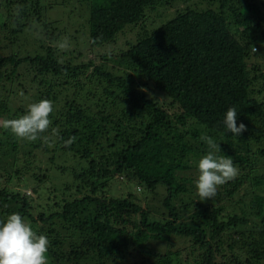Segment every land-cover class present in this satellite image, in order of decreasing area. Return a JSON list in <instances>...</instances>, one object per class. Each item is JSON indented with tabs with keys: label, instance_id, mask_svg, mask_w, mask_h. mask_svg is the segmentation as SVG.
<instances>
[{
	"label": "trees",
	"instance_id": "16d2710c",
	"mask_svg": "<svg viewBox=\"0 0 264 264\" xmlns=\"http://www.w3.org/2000/svg\"><path fill=\"white\" fill-rule=\"evenodd\" d=\"M62 1L0 0V120L53 102L48 141L0 128V221L19 213L46 235L48 264H264V71L248 63L264 0H73L68 23L50 15ZM81 9L86 51H62ZM230 106L239 137L225 132ZM200 132L238 167L203 201L179 176L209 151Z\"/></svg>",
	"mask_w": 264,
	"mask_h": 264
},
{
	"label": "clouds",
	"instance_id": "9594fccd",
	"mask_svg": "<svg viewBox=\"0 0 264 264\" xmlns=\"http://www.w3.org/2000/svg\"><path fill=\"white\" fill-rule=\"evenodd\" d=\"M56 46L62 51L69 50L68 38L65 37ZM52 111L53 102L42 99L30 104L27 114L17 119L0 120V128L9 130L15 137L29 142L39 139L48 141L49 137H42V134L49 130L52 123L49 117ZM237 116L235 106H230L224 115L223 125L225 132H231L233 136L239 137L247 131V127L243 123L237 124ZM201 140L209 148L207 154L198 161L199 175L195 181L197 196L203 201L214 198L219 186L236 178L238 167L231 157L221 154L219 143L212 137L202 135ZM73 142L74 137H70L64 141V146L68 147ZM48 248L49 240L46 235L37 234L19 213H12L7 216L6 221H0V264H48L46 256Z\"/></svg>",
	"mask_w": 264,
	"mask_h": 264
},
{
	"label": "rangeland",
	"instance_id": "374dc122",
	"mask_svg": "<svg viewBox=\"0 0 264 264\" xmlns=\"http://www.w3.org/2000/svg\"><path fill=\"white\" fill-rule=\"evenodd\" d=\"M66 3H69V4H66L65 5V4H63V1L60 2L59 5L52 4L55 8L52 11H50L51 17L57 18V19H61L65 23H68L69 22V18H70L69 14H68L69 12L71 14L74 13V15L79 16V11L80 10L78 9V10L74 11L71 8V6H72L71 4H73L74 1L73 0H67ZM180 6H181L180 4H177V5L175 4V5H172V7H167L166 9L160 10L159 13H157V11H155L154 12L155 14H153L151 16V20L148 23L151 24V25H158V26L161 25V24H163V23H165L167 20L171 19L175 15V13H176L177 10L178 11L180 10L179 9V8H181ZM81 10H82L80 12L81 17L79 18L78 22H76V26H74L73 28H68V29H71V32H68L67 35L68 36H72V37L68 38L69 43H70V48L67 51L74 50L75 52L78 51V53H80V52L84 53L86 51V48L87 47H86V42H85L86 40H85V38L84 37L81 38V36L79 35V33L77 34V32H75V30L78 28L77 24L84 23L85 20H86V13L87 12H85V9H81ZM159 15H161L162 17L161 18H158ZM133 36H134V33L130 30V28L126 29L125 32L118 37L117 42H116L115 45H109L107 47V51L108 52H118V51H121L122 49H125V41L127 39H131ZM65 37H66V35L62 36L61 37L62 38L61 41ZM253 53H254V55L251 57V59L248 61V63L251 65L252 68L258 69L259 72L264 71V47L257 48V50L252 51V54ZM86 54H87V56H90V53H86ZM262 87H264V86H260V88H262ZM256 88H259V86H256ZM262 94H264V91L262 92ZM158 99H161V98L158 96ZM188 130L191 133L193 132V129L192 128H188ZM197 130L201 131V129H197ZM199 134H200V137L202 135H208V136L212 137L215 140V142L219 143V147H220L221 141L220 140H217L215 136H213L211 134H208V133H204V132H200ZM190 136L187 137V138H190ZM196 140L198 141V145H201L200 148L202 150H205L204 149L205 142L203 140H201V139H196ZM229 152L231 154L235 152L234 156H242V154H245L246 148H241V149H239V148L238 149L233 148V149H230ZM233 160H234V158H233ZM197 164H198V162L196 164L190 163L191 167L187 171L179 172V176L185 177L189 182L191 180L192 181L193 180L196 181L197 180V177H198V171L195 169V167L198 166ZM14 188H17V187H14ZM189 189L193 190V188H189ZM138 191H139V189L137 190V192ZM30 192L31 191L28 188L27 189V193H30ZM147 201H150V200H147ZM144 202H145V200H144ZM149 204L155 205L154 203H150V202H149ZM162 246L163 245H158V246H156V249L157 250H160L161 249V251L164 252L165 249L164 248H161ZM189 246L190 245H189V243H188V241L186 239H180L179 241H176V245L174 247V250H177V249H182L183 250L184 247H185V251H187L188 248H189ZM175 258L176 257L173 256V259H175ZM174 264H178L176 260H174Z\"/></svg>",
	"mask_w": 264,
	"mask_h": 264
},
{
	"label": "bare ground",
	"instance_id": "6f19581e",
	"mask_svg": "<svg viewBox=\"0 0 264 264\" xmlns=\"http://www.w3.org/2000/svg\"><path fill=\"white\" fill-rule=\"evenodd\" d=\"M19 75V74H18Z\"/></svg>",
	"mask_w": 264,
	"mask_h": 264
}]
</instances>
